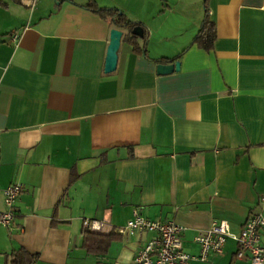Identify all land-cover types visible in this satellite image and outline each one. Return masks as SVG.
Instances as JSON below:
<instances>
[{"label":"crops","instance_id":"0c3cea01","mask_svg":"<svg viewBox=\"0 0 264 264\" xmlns=\"http://www.w3.org/2000/svg\"><path fill=\"white\" fill-rule=\"evenodd\" d=\"M2 1L0 211L3 189H23L14 222L0 225V264L19 249L22 264H135L155 233H114L103 255L83 237L85 219L120 227L136 209L183 225L192 254L212 220L240 232L264 214V0H209L210 50L192 43L205 0H96L152 30L148 57L122 39L112 72L117 26L90 0ZM166 14L168 26L152 22ZM179 54V71L157 72ZM237 249L229 239L202 262L251 264Z\"/></svg>","mask_w":264,"mask_h":264},{"label":"built area","instance_id":"2783aa9c","mask_svg":"<svg viewBox=\"0 0 264 264\" xmlns=\"http://www.w3.org/2000/svg\"><path fill=\"white\" fill-rule=\"evenodd\" d=\"M36 0H32L31 5ZM17 40L18 33L13 34ZM23 185L16 183L3 189L6 209L0 211V225L10 227L16 218V203ZM85 230L108 234H134L151 232L155 236L140 248L135 256V264H188L191 261H207L211 255L224 253L229 239L238 246L236 257L246 259L251 264H264V214H252L240 232H234L226 220H212L209 228L199 233L195 241L200 246L199 254L185 250L182 235L184 226L175 221L164 222L145 217L140 210H134L133 218L124 226L114 227L106 221L85 219Z\"/></svg>","mask_w":264,"mask_h":264},{"label":"trees","instance_id":"16d2710c","mask_svg":"<svg viewBox=\"0 0 264 264\" xmlns=\"http://www.w3.org/2000/svg\"><path fill=\"white\" fill-rule=\"evenodd\" d=\"M205 4V15L202 21L200 30L198 34L193 39V44H197L199 47H203L207 50L212 49L214 41L216 39V25L211 19V10L209 6V0L204 1ZM0 6L8 7V3L0 0ZM88 7L95 12H99L106 17H111L113 19V24L116 25L121 30L123 29L124 35L123 40L129 42L134 51L137 54H142L148 57L147 53V43L150 38V30L147 26L139 21L131 20L124 12L119 9H109L101 8L96 0H90ZM141 27L143 30V37L137 36L132 33V31ZM5 34L0 33V43L4 41ZM142 40V42L140 41ZM181 58V54L174 58H162L156 60V62H167L176 61ZM118 236L114 233L110 234H98L90 230H85L83 237V247L91 253L103 255L109 251L112 242L117 239ZM21 252L22 249L15 250L9 254L6 264H22L21 262ZM35 257V256H34ZM26 264H34V259L30 260Z\"/></svg>","mask_w":264,"mask_h":264},{"label":"water","instance_id":"95a60500","mask_svg":"<svg viewBox=\"0 0 264 264\" xmlns=\"http://www.w3.org/2000/svg\"><path fill=\"white\" fill-rule=\"evenodd\" d=\"M133 34L143 37V30L141 27H137L132 31ZM124 32L118 27H114L111 30L110 35V44L108 47L107 57H106V63H105V71L106 72H112L117 68L118 64V58H119V48L122 43ZM181 68V62L176 61L171 64L167 63H160L157 65V72L161 75L169 74L174 71H179Z\"/></svg>","mask_w":264,"mask_h":264},{"label":"rangeland","instance_id":"374dc122","mask_svg":"<svg viewBox=\"0 0 264 264\" xmlns=\"http://www.w3.org/2000/svg\"><path fill=\"white\" fill-rule=\"evenodd\" d=\"M102 3L104 2V0H100ZM107 1H109V0H106L105 1V3H108ZM166 1V4H167V6L170 4L171 5V3H170V0H165ZM172 1H174V0H172ZM166 10H167V8H166ZM160 18V19H159ZM161 18H166L165 19V26H168V24L173 20V18H174V16H171V15H162V17H156L155 19H153L152 20V22L154 23V24H157V23H159L160 21H161ZM150 31H152L151 30V28H150ZM235 261L236 262H238V264H241V262L240 261H237V259L235 258ZM196 264H207V262L205 263V262H195Z\"/></svg>","mask_w":264,"mask_h":264}]
</instances>
